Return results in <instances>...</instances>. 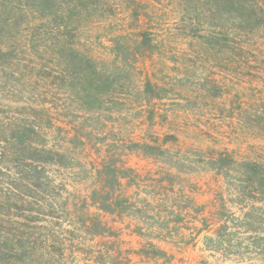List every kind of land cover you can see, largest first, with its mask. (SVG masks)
<instances>
[{
	"label": "rangeland",
	"instance_id": "obj_1",
	"mask_svg": "<svg viewBox=\"0 0 264 264\" xmlns=\"http://www.w3.org/2000/svg\"><path fill=\"white\" fill-rule=\"evenodd\" d=\"M181 11L177 0H145L141 19L131 13L109 21L99 16L67 39L115 79L105 104L89 113L70 97L53 35L28 28L0 38V50L9 55L0 53L7 64L0 66V152L6 153L0 160V220L5 222L0 224L33 228L36 218H50L52 209L39 213L31 193L41 189L31 183L30 191L20 181L33 166L28 159L32 143L74 153L81 162L80 169L46 166L39 180L51 200L66 203L74 217L101 188L92 179L79 180V174L100 170L115 147L114 154L148 185L172 174L176 189L185 188L203 218L197 228L183 226L175 241H158L138 236L136 227L142 225L136 221L103 216L114 230H123L126 253L150 254L131 255L129 264H264V192L249 187L243 166L255 163L264 170V116H259L264 115V43L250 46L251 54L237 69L223 57L212 60L183 37ZM147 22L163 35V43L135 52L130 49L133 34ZM220 154L237 162L227 179L203 171L199 163ZM189 169L194 172L183 173ZM134 192L135 186L127 190L130 196ZM24 195L34 199L20 205L14 196ZM103 196L96 201L101 203Z\"/></svg>",
	"mask_w": 264,
	"mask_h": 264
},
{
	"label": "trees",
	"instance_id": "obj_2",
	"mask_svg": "<svg viewBox=\"0 0 264 264\" xmlns=\"http://www.w3.org/2000/svg\"><path fill=\"white\" fill-rule=\"evenodd\" d=\"M177 1L182 10L179 14L181 23L186 25L181 30L184 32L183 37L194 40L196 46L202 52H207L212 60L220 61V57H223L237 69V66L245 62V57L251 54V50H248L250 46L257 45L258 40L264 43V0ZM144 3L145 0H0V38L18 31L21 34L28 28H38L53 35L56 43L52 46L58 49L60 59H63L67 69L68 85L72 93L70 97L73 99L75 96L86 113H89L99 110L105 104V98L114 90L115 79L113 74L100 71L90 56L81 53L76 44L67 39L76 37L84 23L99 16L109 21L110 17L117 20L124 13H131L141 19ZM152 25L147 22L137 28L136 34H133L131 50L151 51L163 43V35L152 31ZM11 43L13 47L14 43ZM3 52L0 50L1 57L8 58L9 55ZM127 60L123 58L124 62ZM5 65L6 62L0 59V66ZM259 116L264 115L260 113ZM31 130L33 134L37 131L33 127ZM5 142L9 143L8 140ZM28 148L31 152L28 159L33 166H29L31 170L27 178L20 181L29 185L30 191L31 183L36 189H41V192H31L36 197L39 213L46 208L52 210L48 221L38 217L33 222L38 226L33 228L10 225L7 229L0 224V264H121L123 260L129 264L132 261L131 255L150 257V254L126 253L122 247L125 243L123 230H114L102 220L103 216L136 221L142 225L141 228L136 227L135 233L138 236L158 241H175L183 235L180 231L183 226L197 228L196 223L203 220L201 208H193L192 197L185 188L176 189L172 174L167 173L165 180L163 178L157 180L155 185H148V180L136 170L128 168L114 154L115 147L109 148L108 160L103 161L100 170L79 174V180L92 179L97 184L101 183V188L93 191L91 205L87 204L83 208L85 211L74 217L67 211L66 203L58 202L57 198L51 200L52 196L39 180L42 172L44 178L46 166L80 169L81 162L74 153L65 154L60 148L52 150L43 144L39 146L34 143ZM5 155V151L0 152V160ZM165 163L181 171L170 161ZM199 163L203 171H212L227 179L231 172L236 171L234 166L237 162L220 154L199 160ZM243 166L247 168L245 174L249 187L264 192V170L255 163ZM95 171L96 178L93 176ZM193 172L194 169H189L183 173L188 175ZM132 186H135L136 192L130 196L127 190ZM141 187L143 190H140ZM101 193L104 196L99 203L95 197ZM14 197L20 205L31 203L34 199L29 195ZM9 199V204H12L13 200ZM90 208H94L97 215H92ZM0 223L5 222L0 220ZM143 226L147 227L148 233L142 232ZM151 246L154 247L153 244Z\"/></svg>",
	"mask_w": 264,
	"mask_h": 264
}]
</instances>
